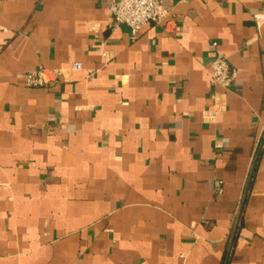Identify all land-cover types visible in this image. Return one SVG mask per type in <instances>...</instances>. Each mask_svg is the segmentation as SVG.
Instances as JSON below:
<instances>
[{
	"label": "crops",
	"instance_id": "0c3cea01",
	"mask_svg": "<svg viewBox=\"0 0 264 264\" xmlns=\"http://www.w3.org/2000/svg\"><path fill=\"white\" fill-rule=\"evenodd\" d=\"M109 1L0 0V264H264V0Z\"/></svg>",
	"mask_w": 264,
	"mask_h": 264
},
{
	"label": "built area",
	"instance_id": "2783aa9c",
	"mask_svg": "<svg viewBox=\"0 0 264 264\" xmlns=\"http://www.w3.org/2000/svg\"><path fill=\"white\" fill-rule=\"evenodd\" d=\"M107 9L111 13L112 21L110 29H116L125 25L129 29L131 39H134L140 29L148 24L163 26L168 29V21L171 19L170 9L164 5L162 0H110ZM264 18V15H256L258 22ZM211 45L216 47V42ZM72 69H81V64L73 62ZM45 68H38L29 71L24 76V83L28 87H42L49 83ZM54 75H59L60 70H53ZM238 70L230 65L229 61L219 52H215L208 69L209 81L212 86H218L223 89L229 88L235 81Z\"/></svg>",
	"mask_w": 264,
	"mask_h": 264
}]
</instances>
